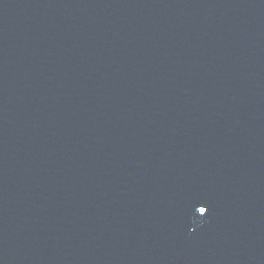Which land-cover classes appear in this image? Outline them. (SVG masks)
<instances>
[{"label":"water","instance_id":"obj_1","mask_svg":"<svg viewBox=\"0 0 264 264\" xmlns=\"http://www.w3.org/2000/svg\"><path fill=\"white\" fill-rule=\"evenodd\" d=\"M0 264H264V0H0Z\"/></svg>","mask_w":264,"mask_h":264}]
</instances>
